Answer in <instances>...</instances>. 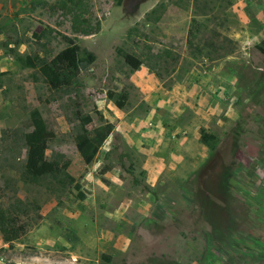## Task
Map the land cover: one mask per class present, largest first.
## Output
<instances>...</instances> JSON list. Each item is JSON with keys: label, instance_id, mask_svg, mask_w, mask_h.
<instances>
[{"label": "rangeland", "instance_id": "374dc122", "mask_svg": "<svg viewBox=\"0 0 264 264\" xmlns=\"http://www.w3.org/2000/svg\"><path fill=\"white\" fill-rule=\"evenodd\" d=\"M81 1L0 0V207L27 227L0 232V264H264V0H86L89 35L59 7ZM62 35L96 58L54 88L39 67ZM34 109L66 167L30 183ZM82 114L114 124L89 164Z\"/></svg>", "mask_w": 264, "mask_h": 264}, {"label": "trees", "instance_id": "16d2710c", "mask_svg": "<svg viewBox=\"0 0 264 264\" xmlns=\"http://www.w3.org/2000/svg\"><path fill=\"white\" fill-rule=\"evenodd\" d=\"M59 7L64 14L69 16L71 29L74 33L89 35L100 30V22L92 23L87 15L89 7L86 0L81 1L75 8L68 7L64 3H59ZM62 37L68 45L49 62L39 67L41 76L54 88L69 86L75 81L79 70L86 68L96 58L95 54L87 48L78 50L72 38L66 35H62ZM257 48L264 56V40L261 41ZM123 58L133 68H139L143 63L141 59L134 57L130 53H123ZM23 62L31 67L36 65V59L31 57H27ZM147 66L150 70L155 71L153 64H147ZM116 104L122 106L123 101L118 100ZM77 118L79 122L73 129L76 134V147L83 161L89 164L111 134L114 124L109 120H105L98 125L87 128L86 124L91 122L90 116L82 114L77 116ZM29 127H32V129L22 133L20 136V144L26 148V157L21 167V178L30 183H37L43 177L65 174L62 168L66 167L65 164L60 165L45 158V149L52 131L48 129L46 122L37 109L30 111ZM214 138L213 134L201 129L203 142L207 143ZM63 180L64 178H61L62 182ZM26 229V224L19 217L6 214L0 207V232L5 242H12L18 239L20 235L26 232Z\"/></svg>", "mask_w": 264, "mask_h": 264}]
</instances>
